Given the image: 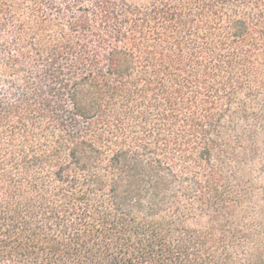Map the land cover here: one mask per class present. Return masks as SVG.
I'll return each instance as SVG.
<instances>
[{"label": "trees", "instance_id": "obj_1", "mask_svg": "<svg viewBox=\"0 0 264 264\" xmlns=\"http://www.w3.org/2000/svg\"><path fill=\"white\" fill-rule=\"evenodd\" d=\"M0 264H264V0H0Z\"/></svg>", "mask_w": 264, "mask_h": 264}, {"label": "rangeland", "instance_id": "obj_2", "mask_svg": "<svg viewBox=\"0 0 264 264\" xmlns=\"http://www.w3.org/2000/svg\"><path fill=\"white\" fill-rule=\"evenodd\" d=\"M130 1H132V2H141L143 0H130Z\"/></svg>", "mask_w": 264, "mask_h": 264}]
</instances>
